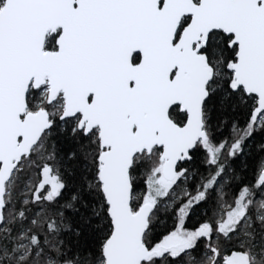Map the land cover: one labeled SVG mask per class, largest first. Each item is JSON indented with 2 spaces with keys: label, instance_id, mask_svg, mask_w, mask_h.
Instances as JSON below:
<instances>
[{
  "label": "snow or ice",
  "instance_id": "6c2138e0",
  "mask_svg": "<svg viewBox=\"0 0 264 264\" xmlns=\"http://www.w3.org/2000/svg\"><path fill=\"white\" fill-rule=\"evenodd\" d=\"M0 264H264V0H0Z\"/></svg>",
  "mask_w": 264,
  "mask_h": 264
}]
</instances>
